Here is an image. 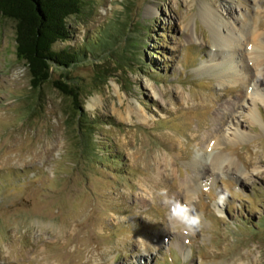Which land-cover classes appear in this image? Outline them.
Instances as JSON below:
<instances>
[{
	"label": "rangeland",
	"instance_id": "rangeland-1",
	"mask_svg": "<svg viewBox=\"0 0 264 264\" xmlns=\"http://www.w3.org/2000/svg\"><path fill=\"white\" fill-rule=\"evenodd\" d=\"M89 1L92 14L69 19L75 38L56 49L83 41L87 29L118 16L126 2ZM135 1L145 39L132 53L133 68L84 101L102 121L95 133L107 155L101 163L88 159L77 127L67 124L59 90H33L16 54L15 22L0 18V264H264V102L262 124L247 111L237 118L251 138L221 147L245 174L226 165L222 174L206 173L196 190L180 187L194 172L188 161L219 127V113L243 91L240 84L220 86L202 65L214 46L202 5L227 3ZM238 1L259 20L255 40L263 42L264 0ZM94 72L83 64L72 74L90 82ZM171 160L175 170L164 166ZM176 204L200 225L185 230L172 215Z\"/></svg>",
	"mask_w": 264,
	"mask_h": 264
},
{
	"label": "trees",
	"instance_id": "trees-1",
	"mask_svg": "<svg viewBox=\"0 0 264 264\" xmlns=\"http://www.w3.org/2000/svg\"><path fill=\"white\" fill-rule=\"evenodd\" d=\"M124 4V10L118 16L87 29L80 43L56 49L58 43L74 40L69 19L91 15L94 11L92 1L0 0V18L15 22L16 54L32 77L31 87L39 96L47 84L59 90L67 100L64 109L67 124L77 127L83 151L88 159H95L98 163L107 159L95 141V133L102 121L91 118L85 111L84 101L100 90L116 72L133 68L132 53L145 39V35H139L145 31V24L135 20L141 16L136 1L126 0ZM83 64L95 71L90 82L72 74ZM57 72H61V78L53 79ZM113 155L110 153L108 159L112 157L111 162H116L118 156Z\"/></svg>",
	"mask_w": 264,
	"mask_h": 264
},
{
	"label": "bare ground",
	"instance_id": "bare-ground-1",
	"mask_svg": "<svg viewBox=\"0 0 264 264\" xmlns=\"http://www.w3.org/2000/svg\"><path fill=\"white\" fill-rule=\"evenodd\" d=\"M225 1L227 4L218 8L207 3L202 5L205 18L214 33L211 58L209 57L207 61L202 62V65L212 72L214 77H217L220 86L240 84L243 91L233 100V104L226 105L222 110L223 112L219 113V127L209 133L205 146L196 152L192 160L188 161L187 167L194 172L192 175L181 179L180 187L190 189L189 192L200 186L201 179L206 173L216 174L217 172L214 170L221 172L226 165L230 171L237 170L238 173L245 174L237 158H231L222 151L221 147L226 142L243 141L251 138V134L237 120L240 117V112L247 111L253 123H263L260 101L264 102V89L261 83L264 80V40L263 42H257L258 39L255 40L260 27L259 20L251 17L248 5L240 3L238 0ZM254 1L257 2V0ZM254 6L260 8V5L254 4ZM237 9H239L238 13L240 14L238 16L234 13ZM148 10L149 12L154 11L153 8ZM189 26L190 23L187 27ZM191 38L197 39L194 35ZM260 40L262 41V39ZM243 53L247 54L248 58ZM219 59H222L223 63H220ZM246 60L250 64V66L248 65L249 68L253 66L254 72L251 73L249 68L244 65ZM222 87L220 89H223ZM157 96L160 97L159 93ZM137 113L142 121H149L144 113ZM164 166L173 170L176 167L172 160ZM203 186L209 185L204 184ZM190 204H193V197L190 199ZM196 211L198 210L195 208ZM199 212L201 213V211Z\"/></svg>",
	"mask_w": 264,
	"mask_h": 264
},
{
	"label": "clouds",
	"instance_id": "clouds-1",
	"mask_svg": "<svg viewBox=\"0 0 264 264\" xmlns=\"http://www.w3.org/2000/svg\"><path fill=\"white\" fill-rule=\"evenodd\" d=\"M172 215L182 223L187 231H191L200 225V218L198 216H190L188 209L179 204L173 206Z\"/></svg>",
	"mask_w": 264,
	"mask_h": 264
}]
</instances>
